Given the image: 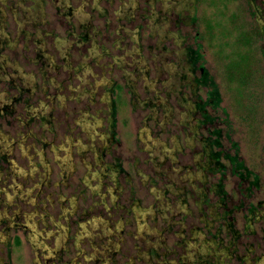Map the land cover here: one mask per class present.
Segmentation results:
<instances>
[{
    "label": "rangeland",
    "instance_id": "1",
    "mask_svg": "<svg viewBox=\"0 0 264 264\" xmlns=\"http://www.w3.org/2000/svg\"><path fill=\"white\" fill-rule=\"evenodd\" d=\"M0 264H264V0H0Z\"/></svg>",
    "mask_w": 264,
    "mask_h": 264
},
{
    "label": "trees",
    "instance_id": "2",
    "mask_svg": "<svg viewBox=\"0 0 264 264\" xmlns=\"http://www.w3.org/2000/svg\"><path fill=\"white\" fill-rule=\"evenodd\" d=\"M188 56H189V62L192 65V67L194 68V65L196 63H198L201 59V55L199 54V50H189L188 51ZM201 74L199 76V80L196 81V83L201 84L203 86L206 87V100L204 101V103L201 104H197V110L200 111L202 113V117L204 119L203 123H207V124H212V122L214 121V117L210 116L207 114V108H210L211 111H215L219 108V104L221 102L220 99V94H219V90L217 88V85L215 84V82L212 80V78H210L206 72V70L203 69L202 66L199 67ZM210 138L209 140H207V143L209 142V146L211 151L208 153L209 155V159H208V164H218V161L220 159L221 156V152H213L212 148H214L215 146H218L219 144V137H220V132L218 129L215 130H210L209 132ZM225 159L228 160L231 165H232V169L233 172L239 176H242V170H244V166L238 162L236 160V157L234 156H229V155H225Z\"/></svg>",
    "mask_w": 264,
    "mask_h": 264
},
{
    "label": "flooded vegetation",
    "instance_id": "3",
    "mask_svg": "<svg viewBox=\"0 0 264 264\" xmlns=\"http://www.w3.org/2000/svg\"><path fill=\"white\" fill-rule=\"evenodd\" d=\"M208 140H209V138H208Z\"/></svg>",
    "mask_w": 264,
    "mask_h": 264
}]
</instances>
